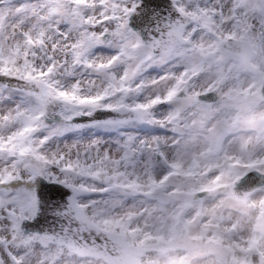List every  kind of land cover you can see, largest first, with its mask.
I'll return each mask as SVG.
<instances>
[{
  "label": "snow or ice",
  "instance_id": "snow-or-ice-1",
  "mask_svg": "<svg viewBox=\"0 0 264 264\" xmlns=\"http://www.w3.org/2000/svg\"><path fill=\"white\" fill-rule=\"evenodd\" d=\"M0 264H264V0H0Z\"/></svg>",
  "mask_w": 264,
  "mask_h": 264
}]
</instances>
